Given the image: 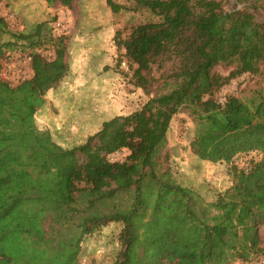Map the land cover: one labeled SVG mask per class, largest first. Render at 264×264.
Listing matches in <instances>:
<instances>
[{"label": "trees", "instance_id": "1", "mask_svg": "<svg viewBox=\"0 0 264 264\" xmlns=\"http://www.w3.org/2000/svg\"><path fill=\"white\" fill-rule=\"evenodd\" d=\"M229 1L106 0L115 13L147 10L157 18L113 38L124 52L118 65L127 61L129 82L149 99L71 149L48 131L42 140L35 123L47 92L71 71L70 34L54 35L45 21L0 44L1 56L23 46L18 56H31L33 70L17 85L0 78V264H80L83 243L112 225L119 231L111 264H245L264 257V87L218 98L242 75L264 73V0H236L242 7L227 10ZM46 2L71 8L75 0ZM7 32L0 18V38ZM47 45L53 58L40 50ZM154 105L166 106L159 118ZM180 113L193 122V155L226 168L228 185L214 187L212 201L176 181L168 132ZM99 138L109 154L126 149L125 160L93 173L56 168L54 157L73 161ZM115 172L138 177L101 192L103 178Z\"/></svg>", "mask_w": 264, "mask_h": 264}, {"label": "rangeland", "instance_id": "2", "mask_svg": "<svg viewBox=\"0 0 264 264\" xmlns=\"http://www.w3.org/2000/svg\"><path fill=\"white\" fill-rule=\"evenodd\" d=\"M115 1L125 6L133 4L131 0ZM234 7L240 8L242 5L231 0L225 8L231 10ZM45 16L51 29L60 21V32L70 34L68 61L71 71L58 87L47 92L45 105L37 112L35 123L42 140L47 142L48 131L57 145L71 149L100 131L104 122L136 112L148 101L149 97L129 82L132 71L129 65L127 68L122 66L126 60H121L118 65L119 55L124 52L117 49L113 38L118 30L156 21L157 18L147 10L115 13L106 0H75L71 8L50 6L46 0H0V18L7 20L10 31L1 36L0 44L14 42L13 33L28 34ZM20 47L23 46H16L6 54L13 59L18 56ZM40 50L43 55L53 58L52 46L47 45ZM218 72L227 75L229 70L220 67ZM262 87L264 73L253 76L246 74L224 87L218 98L222 100L232 94L244 97ZM165 107L152 106V114L159 118ZM193 129V122L185 113L178 114L172 120L168 132L172 170L178 183L193 186L206 200L212 201L214 187L228 185L226 168L204 163L193 155L189 146ZM103 140L99 138L93 141L88 151L74 159L76 164L72 159L63 161L54 157L56 168L68 171L77 165L81 171L93 173L102 165L113 168L116 162L125 160L128 155L126 149L109 154L103 147ZM60 151L59 147L55 149V153ZM119 174L104 177L101 192L135 181L138 177L136 174ZM118 231L119 227L112 225L83 243L80 264H111L117 249ZM263 262L264 257H261L245 264Z\"/></svg>", "mask_w": 264, "mask_h": 264}, {"label": "built area", "instance_id": "3", "mask_svg": "<svg viewBox=\"0 0 264 264\" xmlns=\"http://www.w3.org/2000/svg\"><path fill=\"white\" fill-rule=\"evenodd\" d=\"M62 23L57 21L53 26L54 35H60ZM32 57L29 55L16 56L10 58L7 54L0 55V78L9 82L17 83L30 79L33 76V70L31 68ZM122 66L127 68V62H123ZM224 99L221 100L223 102ZM264 263V262H263ZM262 263V264H263Z\"/></svg>", "mask_w": 264, "mask_h": 264}, {"label": "crops", "instance_id": "4", "mask_svg": "<svg viewBox=\"0 0 264 264\" xmlns=\"http://www.w3.org/2000/svg\"><path fill=\"white\" fill-rule=\"evenodd\" d=\"M47 19H48L47 16H45V17L40 21V23H41V22H45V21H47Z\"/></svg>", "mask_w": 264, "mask_h": 264}]
</instances>
